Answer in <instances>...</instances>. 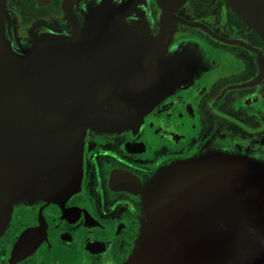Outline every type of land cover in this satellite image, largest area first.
Returning a JSON list of instances; mask_svg holds the SVG:
<instances>
[{"label":"water","instance_id":"95a60500","mask_svg":"<svg viewBox=\"0 0 264 264\" xmlns=\"http://www.w3.org/2000/svg\"><path fill=\"white\" fill-rule=\"evenodd\" d=\"M229 3L264 35V0ZM109 10L82 38L54 36L16 56L0 9V234L16 203L60 205L81 189L89 128L140 129L192 77L194 53L165 56L159 41ZM125 177L143 217L123 264H264V159L211 150L145 183Z\"/></svg>","mask_w":264,"mask_h":264},{"label":"flooded vegetation","instance_id":"af4514ba","mask_svg":"<svg viewBox=\"0 0 264 264\" xmlns=\"http://www.w3.org/2000/svg\"><path fill=\"white\" fill-rule=\"evenodd\" d=\"M5 46L20 56L54 36L82 38L106 11L163 54L194 53L192 77L145 115L140 129L89 128L81 189L66 203L15 204L0 264H123L143 211L126 189L172 162L211 150L264 159V35L229 0H0ZM193 56V55H192Z\"/></svg>","mask_w":264,"mask_h":264}]
</instances>
